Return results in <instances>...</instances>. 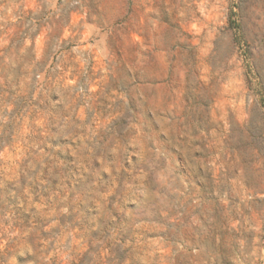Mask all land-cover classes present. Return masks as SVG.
Wrapping results in <instances>:
<instances>
[{
    "label": "rangeland",
    "instance_id": "1",
    "mask_svg": "<svg viewBox=\"0 0 264 264\" xmlns=\"http://www.w3.org/2000/svg\"><path fill=\"white\" fill-rule=\"evenodd\" d=\"M0 264H264V0H0Z\"/></svg>",
    "mask_w": 264,
    "mask_h": 264
}]
</instances>
